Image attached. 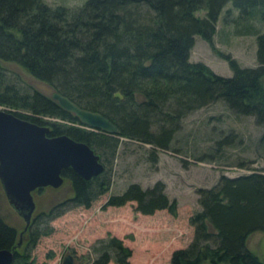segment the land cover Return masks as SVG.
<instances>
[{
    "label": "trees",
    "instance_id": "1",
    "mask_svg": "<svg viewBox=\"0 0 264 264\" xmlns=\"http://www.w3.org/2000/svg\"><path fill=\"white\" fill-rule=\"evenodd\" d=\"M227 2L243 14L256 8L264 24V0H84L73 10L42 0H0V106L47 125L49 136L65 134L85 143L103 165L89 180L63 169L60 175L70 195L39 219L77 205L88 207L109 188L105 164L119 144L149 145L154 162L157 150L169 148L181 119L212 102L221 101L264 125V30L256 33L254 67H240L223 55L232 71L229 77L188 60L194 36L210 40ZM197 10L204 16H196ZM6 63L80 108L101 114L116 131L82 127L49 95L22 83ZM230 141L227 135L216 145ZM197 193L199 210L188 217L191 240L171 252L169 264H264L246 245L250 234L264 232V167L233 177L220 175L215 185ZM129 201L140 214L163 209L176 213V201L167 197L160 180L146 188L130 183L107 196L102 207ZM36 218L10 264H31L30 249L50 232L46 225L38 227ZM14 239V229L0 219V248H8ZM98 250L91 264H129L131 251L117 238L100 241Z\"/></svg>",
    "mask_w": 264,
    "mask_h": 264
},
{
    "label": "rangeland",
    "instance_id": "2",
    "mask_svg": "<svg viewBox=\"0 0 264 264\" xmlns=\"http://www.w3.org/2000/svg\"><path fill=\"white\" fill-rule=\"evenodd\" d=\"M51 7L76 9L84 0H42ZM204 16L203 10L194 13ZM264 30L256 8L243 14L227 2L220 10L214 33L209 41L194 36L189 51L190 62H201L215 74L229 77L232 71L223 55H228L240 67L256 65V33ZM22 83L49 95L51 89L36 81L13 63H6ZM1 109L7 107L0 106ZM229 135L230 143L218 140ZM230 139V138H229ZM149 145L125 142L118 145L105 167L110 178L106 192L88 207L80 205L51 218H38L52 202L70 195L68 183L54 190L33 192L38 227L46 225L50 232L40 236L29 251L31 264H61L66 254L72 264H91L98 256L100 241L117 238L130 249L129 264H169L170 254L185 247L192 237L188 217L199 210L200 188H210L220 175L233 177L264 167V125L251 115H239L223 102L215 101L186 114L174 132L167 150H157L155 161L149 156ZM156 180L164 184V193L176 201V213L165 209L150 215L136 212L134 202L122 206H103L107 196L118 194L130 183L141 188ZM0 216L16 228L23 220L0 194ZM33 217V218H34ZM41 220V221H40ZM42 226V227H44ZM247 248L264 261V232H254L247 238ZM106 264H115L109 260Z\"/></svg>",
    "mask_w": 264,
    "mask_h": 264
},
{
    "label": "water",
    "instance_id": "3",
    "mask_svg": "<svg viewBox=\"0 0 264 264\" xmlns=\"http://www.w3.org/2000/svg\"><path fill=\"white\" fill-rule=\"evenodd\" d=\"M61 109L71 113L82 127L114 133L115 126L101 114L80 108L67 97L49 93ZM49 127L20 118L0 108V184L8 202L29 221L34 209L32 192L39 187L57 188L61 171L70 168L84 180L100 174L103 165L85 143L65 134L49 136ZM12 252L0 248V264H10ZM61 264H72L66 254Z\"/></svg>",
    "mask_w": 264,
    "mask_h": 264
},
{
    "label": "flooded vegetation",
    "instance_id": "4",
    "mask_svg": "<svg viewBox=\"0 0 264 264\" xmlns=\"http://www.w3.org/2000/svg\"><path fill=\"white\" fill-rule=\"evenodd\" d=\"M63 179V178H62ZM64 183H67L65 182L64 180L62 181V184ZM61 184V185H62ZM58 188V187H57ZM57 188H52L50 186H45V187H39V188H36L33 192H41L45 189L47 190H54V189H57ZM33 192H32V199H33ZM0 194L3 196V198L5 199V201L10 205V207L13 209V211L21 217V219L23 220V225L21 226V228H16L15 226L9 224L8 222H6L5 220H3V218L0 216V219L5 223L7 224L8 226L12 227L15 231V239H14V242L12 245H10L8 248H5V249H8L9 251L12 252V260H13V256H14V253L21 247V245L23 244V241L25 240V237H26V232L28 230V227L35 215V203H34V209L30 215V218H29V221L28 222H25V220L23 219V217L21 216V212H19L18 210H16L9 202H8V199L7 197L5 196L4 194V190L0 184ZM67 197V196H66ZM65 197V198H66ZM65 198L63 199H57L56 202H52L50 204V207H48L47 211H43V212H48L50 211L51 209H53L54 207H56L57 205H59Z\"/></svg>",
    "mask_w": 264,
    "mask_h": 264
}]
</instances>
